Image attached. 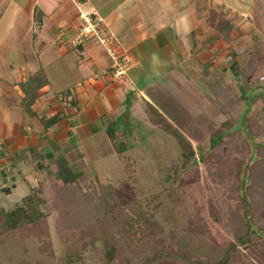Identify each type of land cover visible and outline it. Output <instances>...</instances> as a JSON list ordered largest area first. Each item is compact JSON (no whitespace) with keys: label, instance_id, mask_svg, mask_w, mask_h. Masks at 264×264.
<instances>
[{"label":"crops","instance_id":"0c3cea01","mask_svg":"<svg viewBox=\"0 0 264 264\" xmlns=\"http://www.w3.org/2000/svg\"><path fill=\"white\" fill-rule=\"evenodd\" d=\"M88 15L94 33L77 44ZM259 50L264 0H0V191L17 175L92 176L100 146L118 154L116 119L149 105L206 144L226 121L211 97ZM116 57L130 61L121 77Z\"/></svg>","mask_w":264,"mask_h":264},{"label":"rangeland","instance_id":"374dc122","mask_svg":"<svg viewBox=\"0 0 264 264\" xmlns=\"http://www.w3.org/2000/svg\"><path fill=\"white\" fill-rule=\"evenodd\" d=\"M260 53L264 55L263 50H259ZM253 58L251 65L241 68L237 77L240 83L229 74L228 89L221 91L218 97L221 106L216 109L226 121H236L230 125L233 136L227 137L221 149H209L205 160L197 157V163L187 167L179 143L167 132L148 124L146 114L140 110L127 125L121 124L126 115L117 118L110 129L117 134L118 126H123L120 132L125 152L115 155L110 145L100 146L104 157L94 164L93 175L79 176L76 182L86 191H98L99 183H112L124 197L142 201L152 214L154 233L163 245L191 258L211 261L227 241L235 240L234 227L228 217L239 204L238 190L245 176V184L250 187L255 228H264V150L261 155L255 154L257 145L264 146V58L258 65ZM241 122L256 136L246 139L239 130ZM129 127L133 137L129 136ZM208 144L209 139L203 146L208 148ZM52 174L55 187L67 184L66 180L61 181ZM10 181L7 189L12 192L0 191V208L7 211L19 205L31 191L40 189L44 197L51 196L47 188L48 172L36 182L32 173L29 184L21 182L19 175L15 187ZM158 203L161 208L155 211L153 205ZM44 211L49 234L44 239L52 243L54 254L39 251L41 240L38 237L21 240L2 236L0 264H65L66 243L58 229L59 213L49 207ZM67 234L68 231H64L63 235ZM100 248V243L88 248L76 264H104ZM160 264L185 263L175 260ZM235 264H264V243L241 247Z\"/></svg>","mask_w":264,"mask_h":264},{"label":"trees","instance_id":"16d2710c","mask_svg":"<svg viewBox=\"0 0 264 264\" xmlns=\"http://www.w3.org/2000/svg\"><path fill=\"white\" fill-rule=\"evenodd\" d=\"M214 105L220 107L219 98L211 97ZM148 120L152 125L171 135L183 150L185 166L193 162L205 160L208 150L221 149L228 136H233L230 125L225 121L215 130L209 139L208 148L203 145L196 147L164 116L151 105L146 107ZM61 117H53L54 124ZM246 136L253 138L256 134L247 124L241 122L239 128ZM233 132H235L233 130ZM111 142L118 154L125 152L119 145L116 133L108 131ZM264 146H256L255 154L261 155ZM254 165V164H253ZM252 165V166H253ZM251 166V167H252ZM53 172L48 170L50 197H44L40 189L31 191L14 209L7 211L0 208V237L25 239L38 237L41 240L39 251L42 254L53 255L52 243L48 241V218L44 208L58 211L60 219L57 222L62 239L66 243L65 264H76L82 260L83 253L88 248L101 244L100 255L104 264H160L175 260L185 264H235L241 247L255 246L264 243V228L256 227L250 200V187L245 184L246 176L241 180L238 190L239 204L235 207L229 221L234 227V241H227L216 258L211 261L187 257L166 248L157 238L151 223L152 214L142 201L130 199L119 193L112 184H98V191H86L76 180L55 187ZM249 179V177L247 176ZM46 184L44 185V187ZM33 190V189H32ZM159 211L161 203L153 205ZM68 231L67 235H63Z\"/></svg>","mask_w":264,"mask_h":264},{"label":"built area","instance_id":"2783aa9c","mask_svg":"<svg viewBox=\"0 0 264 264\" xmlns=\"http://www.w3.org/2000/svg\"><path fill=\"white\" fill-rule=\"evenodd\" d=\"M88 17L89 15L86 16L85 18L87 22V26L80 29L79 35L77 36L75 40L77 44H83L86 41V39L94 33V28L92 24L89 23L90 20ZM123 61L124 63L122 64L117 57L115 58V68L117 70L118 77H121L125 73L126 67L128 66L130 62L129 59L126 57L123 58Z\"/></svg>","mask_w":264,"mask_h":264},{"label":"water","instance_id":"95a60500","mask_svg":"<svg viewBox=\"0 0 264 264\" xmlns=\"http://www.w3.org/2000/svg\"><path fill=\"white\" fill-rule=\"evenodd\" d=\"M129 126H130V125H129ZM129 136H130V137H133V131H132V128H130V127H129ZM132 140H133V138H132Z\"/></svg>","mask_w":264,"mask_h":264}]
</instances>
